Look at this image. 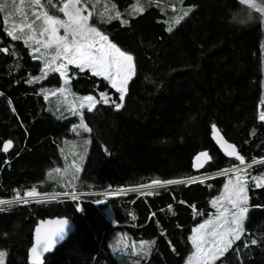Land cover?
<instances>
[{"label": "trees", "instance_id": "obj_1", "mask_svg": "<svg viewBox=\"0 0 264 264\" xmlns=\"http://www.w3.org/2000/svg\"><path fill=\"white\" fill-rule=\"evenodd\" d=\"M106 1L115 5L120 19L92 23L133 55L135 75L123 107L116 110L111 100L119 103V95L105 79L67 68L71 94L92 95L98 101L101 92L110 97L109 104L98 103L83 113L90 143L73 191L139 188L153 180H186L238 166L217 138L234 145L245 165L264 159L260 14H255L254 24L237 28L228 20L241 7L238 0H177L194 9L169 32L166 4L142 1L143 12L128 15L136 0ZM3 48L8 52L0 51V199L17 193L22 197L33 186L42 193L64 192L53 189L46 174L61 164L59 140L71 136V121L56 117L57 111L39 95L41 88L59 89L61 79L51 73L30 82L40 74L41 62L22 39L7 36L0 20ZM213 124L218 134H213ZM8 140L12 147L4 152ZM205 151L210 159L195 168V157ZM246 172L249 212L243 233L211 264H264V187L257 188L251 179L264 175V164ZM225 179L2 208L0 250L7 252L5 264H29L37 221L67 217L75 233L44 264H119L110 246L115 235L144 242L139 264H183L191 252L192 229L214 212L210 202L221 193Z\"/></svg>", "mask_w": 264, "mask_h": 264}, {"label": "snow or ice", "instance_id": "obj_2", "mask_svg": "<svg viewBox=\"0 0 264 264\" xmlns=\"http://www.w3.org/2000/svg\"><path fill=\"white\" fill-rule=\"evenodd\" d=\"M32 2L43 7L41 0H32ZM251 2V0H247ZM47 5H52L58 7V11L63 13L66 19H60L56 15H50L48 11H43L42 13H33L36 16V19L32 23L20 26V33L17 34L16 29L17 25L13 24L11 28L6 29L7 36L11 37L12 40L21 39V35L24 34L23 29L27 27L31 31V35L27 36L25 39V44H28L29 41H33L38 47L33 49L34 53H40L41 56H48V49L54 48L55 54L51 56V60H44V68L50 69L52 72H57L61 76H64L67 71L68 65H75L80 71L85 69H90L93 76L103 77L111 85L112 89H115L119 93V103L115 100H111V104L115 107L116 110H119L123 107V101L127 93V86L130 80L135 75V63L134 57L130 53L121 50L115 43H112L109 40L108 35L104 34L96 26H90L89 18L92 15L91 12L88 15H82V11L86 10L88 0H45ZM77 5H82V7H77ZM115 8V5H113ZM143 8H137V12H143ZM188 12H184L183 16L175 21L176 24H179L183 17L187 16ZM115 19H120V13L117 12ZM36 21H42L41 31L39 33L40 39L36 38V29L34 25ZM122 23H127V21H122ZM63 29V35H60V30ZM169 32L172 31V28L167 29ZM47 39H43V37ZM41 48L45 49L44 52H41ZM0 51L8 52L7 48L0 49ZM34 59H40V56H33ZM62 60L66 63H60L56 67H52L56 61ZM43 77L47 78L48 71L41 70ZM41 80L40 76H35L30 82L38 83ZM68 81L65 80V84ZM57 91L63 93L66 91L65 88L57 89ZM55 94V93H53ZM47 98V96H45ZM109 104L110 97L107 92L100 93V100L98 101L94 96L89 95L82 98V103L80 105L81 109L85 106L87 111L91 112L96 108L98 103ZM74 114H76L74 112ZM260 119L264 121V111L260 113ZM79 127L82 128L85 132L91 131L88 125L84 122V116L80 114V124ZM75 130V129H74ZM213 134H218L216 125H212ZM12 141L8 140L3 144V151L7 152L11 147ZM231 151L228 153L229 156L235 155V159L239 161V165H244V168H241L239 165L234 166L233 169L224 170V174L227 175L229 171L236 173L235 181L229 179L228 183L224 185V194L221 197L212 201L213 206H216L217 203L221 200H226L227 203L231 206L234 211L232 212V220L226 231H221L217 229L216 225H213L212 220H208L205 223L199 225L197 229L194 230L195 234L191 237L192 242L196 245L197 252L202 253L206 260H216L219 256L223 255L225 251L232 245V239H226V236H231L232 238L239 240L240 233L243 231L242 222L246 218V214L249 212V197L247 189V172L246 169L251 168L253 164L259 163L264 164V159L259 161H253V164L245 165V158L240 155L234 145H228ZM201 157L210 159L208 152H201L196 157V161H200ZM202 165L198 164L197 167ZM56 172H59L60 169H55ZM244 173V175H240ZM255 181V186L257 188L264 187V177H251ZM188 183L194 182L192 180L187 181ZM185 180H153L150 185H144L142 187L153 188V187H163L165 185H174V184H184ZM151 195V193H148ZM36 189L33 188L30 191H27L23 194V197L19 193L16 195L15 203L27 204L29 200L27 198H35L38 196ZM67 195V194H66ZM73 200L76 199L75 193H71ZM41 202V201H37ZM6 201H0V205H5ZM98 203H103V201H98ZM171 208V205H169ZM2 210V209H0ZM227 211V209L225 210ZM224 213H221L223 216ZM220 219L219 217L217 218ZM61 227L56 233H47L45 232L43 236L41 235V229L37 228V238L36 244L31 248L32 253V264H42L41 253L51 251L55 246L54 238L58 235L59 240H63L67 231V220H58L56 221ZM224 224H228L227 221H224L220 225V228H223ZM213 225L212 236L215 238L213 246L206 250L201 249V243L204 241L203 230ZM252 243H256L255 240ZM7 252L0 250V264H4Z\"/></svg>", "mask_w": 264, "mask_h": 264}, {"label": "rangeland", "instance_id": "obj_3", "mask_svg": "<svg viewBox=\"0 0 264 264\" xmlns=\"http://www.w3.org/2000/svg\"><path fill=\"white\" fill-rule=\"evenodd\" d=\"M0 19L3 20L4 26L6 29L10 28L13 24L17 25L16 32L17 34L20 33V26H24L26 24L32 23L33 20L36 19V16L33 13H42L43 11H48L50 15H56L60 19H66V17L63 15V13L58 11V7L62 5H58L56 7H53L52 5H47L45 3V0H41L43 7L35 5L32 0H0ZM13 4V12L6 14L5 13L8 9L7 4L11 3ZM142 1H148V2H159L162 4H166V7L169 9L170 13L168 15V23L173 29L176 25L175 21L179 19L181 16H183L184 12H190L193 11V7H182L180 6V3L177 0H136V2L129 8L127 11L128 15L137 14L139 12L136 11L137 8H142ZM8 4V5H9ZM77 7H82V5H77ZM184 8V9H183ZM91 12L92 15L89 18V24L90 26H96L98 29L99 27L92 23L93 19L97 23H101L104 21L105 18L112 19L115 17L116 13L114 12L112 6L106 1V0H88L87 8L86 10L82 11V15H88V13ZM186 17V16H185ZM184 18V17H183ZM10 25V27L7 25ZM41 25L42 21H36V24L34 25L36 29V38L40 39V31H41ZM169 28V27H167ZM24 34L23 37H21L22 41H25L27 36H30L32 33L27 28L24 27L23 29ZM60 35H63V29L60 30ZM43 39H47V37H43ZM28 47L30 46V49L32 51L33 56H40V59H36L39 62H41V70L48 71V76L51 73H56L60 79H61V86L60 88H65L66 91L61 93L57 91V89H49V88H41L39 90V95L44 97L45 103L47 105L51 106L55 111H57L58 118H65L64 120H70V126L67 131L68 134H70V137H63L59 140L60 144V155H61V164L52 170H49L46 174V178L49 180H52L54 182L53 189L57 190H63L64 192H52V193H42L38 191V187L33 186L30 189L26 190L25 192L32 190L33 188L36 189V191L41 195H61V194H69L75 193L74 188L76 186V181L78 179V176L81 173L82 165L85 161L87 150L90 143L89 138V132H85L82 128L79 127L80 124V114L87 111V107L85 106L83 109H81L80 105L82 103L83 96H77L70 93L68 89L69 79L67 78L65 73L64 76H61L57 72H52L50 69L44 68V60L48 59L51 60V56L55 54L54 48L48 49V56H41L40 53H34L33 49L35 47H38L33 41H29L28 44H26ZM45 49L41 48V52H44ZM260 58H261V72H262V96H261V103L259 105V119H260V113L264 111V23L262 25V43L260 47ZM66 63V61L58 60L52 67L58 66L60 63ZM74 66L75 65H68ZM88 70L90 73V69ZM41 77V80L45 79L43 77L42 71L38 75ZM47 76V77H48ZM100 77V76H97ZM103 78V77H100ZM104 79V78H103ZM32 80V79H31ZM65 80L68 81L67 84H65ZM108 82V81H107ZM33 83V82H32ZM109 84V83H108ZM110 85V84H109ZM111 86V85H110ZM128 87V86H127ZM59 88V89H60ZM115 90V89H114ZM55 93V94H53ZM119 95V93H118ZM47 96V98H45ZM50 112V111H49ZM74 112L76 114H74ZM53 114L52 112H50ZM261 120V119H260ZM85 122V121H84ZM264 122V121H263ZM75 129V130H74ZM216 142L221 146L220 140L217 138ZM225 144H222L221 149L223 150V146ZM250 164H253L250 163ZM256 164V163H255ZM261 165V164H260ZM244 166V165H243ZM258 166V165H257ZM55 169H60L59 172H56ZM233 169V168H232ZM230 170V169H229ZM220 173V172H219ZM217 174V173H216ZM235 175L236 173H233L230 171L229 174L225 175V184L228 183L229 179H232L235 181ZM240 175H243L240 173ZM208 176H214V175H208ZM264 177V175L260 176ZM211 179V178H209ZM187 180V179H186ZM185 180V181H186ZM207 180V179H206ZM150 185V184H148ZM224 185L221 190V193L217 196H215L211 202V208L213 209V213L210 214L205 221L202 223H205L208 220L213 221V225L217 226L218 230L226 231L229 227L231 220H232V212L234 209L231 208V206L227 203L226 200H221L219 203H217L216 206H213L212 201L217 199L218 197H221L224 194ZM110 192V191H109ZM86 194V193H81ZM106 194V193H105ZM23 197V196H22ZM82 197H89V196H83ZM98 197H108V196H98ZM72 198V197H70ZM77 198V196H76ZM16 199V197L8 198V199H0V200H11ZM73 199V198H72ZM7 204V203H6ZM17 203H10L9 205H0V209L2 208H9L13 205H16ZM227 209V211H225ZM221 213H224L223 216H221ZM109 215L111 216V213L109 212ZM220 218L219 220L217 218ZM247 217V214H246ZM246 218L242 222V227L244 230V223ZM224 221H227L228 224H224L223 228H220V225L223 224ZM201 223V224H202ZM200 225V224H199ZM197 225L192 229L191 235L189 236V243L191 246V252L187 256L185 262L183 264H211L215 260L208 259L206 260L202 253L197 252L196 245L192 242L191 237L195 234L194 230L199 227ZM213 225H209L208 228L203 230L204 234V241L201 243V249L206 250L208 248H211L213 246L214 237L212 236V228ZM243 231L240 233V236L242 235ZM226 239H232V244L236 239L232 238L231 236H226ZM144 242H127L121 239L118 235H115L111 242L110 246L113 251V254L119 264H139L140 260L142 259L141 253L143 252ZM229 249V248H228ZM227 249V250H228ZM225 251L223 255L226 253ZM221 255V256H223ZM219 256L218 258H220ZM217 258V259H218ZM216 259V260H217ZM5 264V262H4Z\"/></svg>", "mask_w": 264, "mask_h": 264}, {"label": "water", "instance_id": "obj_4", "mask_svg": "<svg viewBox=\"0 0 264 264\" xmlns=\"http://www.w3.org/2000/svg\"><path fill=\"white\" fill-rule=\"evenodd\" d=\"M220 144L222 146V144H224L221 140H220ZM12 147V146H11ZM11 147L8 149V151L11 149ZM7 151V152H8ZM223 151L224 153H226L228 155V153L231 151V149L228 147V145H224L223 146ZM205 159V157H201V160L198 162V161H195L194 163V166L195 168H198L197 165L200 164L201 162H203ZM248 165V164H246ZM257 165H260L259 163H256V164H253L252 167H255ZM241 168H244L245 166H240ZM230 173V171L228 172V174ZM214 176H202V177H196V178H191V179H187L186 180V183L184 184H190L188 183L187 181L189 180H192L194 182H198V181H203V180H206V179H209V178H215V177H221V176H225L224 174V171L223 172H220V173H217V174H213ZM193 183V182H191ZM184 184H174V185H165L163 187H153V188H143L142 186L139 187V188H127V189H118L117 192L118 194L117 195H122V194H127V193H136V192H140V191H153V190H157V189H163V188H169V187H174V186H179V185H184ZM144 186V185H143ZM113 190H116V189H110V190H107L105 192H108V191H113ZM105 192H96V193H86V194H75V196L77 197H82L83 196H108V197H114V196H117V195H106ZM72 197V195H69V194H63V195H60L52 200H49L47 202V204H50V203H57L59 202V200H62V199H67V198H70ZM67 220L68 221V224H67V231H66V234H65V237L63 240H59V237L58 235L54 238V242H55V246L52 248L51 251H48V252H42L41 253V261H42V264L45 263V259L46 257L48 256H51L55 253V251L60 248L63 244H65L67 242V240L75 233V230H76V227H75V224L74 222L67 218V217H51V218H45V219H41V220H38L36 225L34 226L33 228V233H32V243H31V246L28 250V256H27V260H28V263L29 264H32V253H31V248L36 244V238H37V232H36V229L37 228H40L41 229V235L43 236V234L45 232L47 233H56L58 232L59 228L61 227L59 224L56 223V221L58 220Z\"/></svg>", "mask_w": 264, "mask_h": 264}, {"label": "clouds", "instance_id": "obj_5", "mask_svg": "<svg viewBox=\"0 0 264 264\" xmlns=\"http://www.w3.org/2000/svg\"><path fill=\"white\" fill-rule=\"evenodd\" d=\"M240 8L230 13L228 23L236 26L237 28H247L254 24L257 16L260 14L261 22L264 23V0H238Z\"/></svg>", "mask_w": 264, "mask_h": 264}, {"label": "bare ground", "instance_id": "obj_6", "mask_svg": "<svg viewBox=\"0 0 264 264\" xmlns=\"http://www.w3.org/2000/svg\"><path fill=\"white\" fill-rule=\"evenodd\" d=\"M143 188H146V187H143ZM146 189H148V188H146ZM106 193V195H117L118 194V192H117V190H113V191H108V192H105ZM58 196H60V195H50V194H48L47 196L46 195H41V196H36L35 198H28V200H36V199H39V200H52V199H54V198H56V197H58ZM11 202H9V203H7V204H5V205H8V204H10Z\"/></svg>", "mask_w": 264, "mask_h": 264}, {"label": "built area", "instance_id": "obj_7", "mask_svg": "<svg viewBox=\"0 0 264 264\" xmlns=\"http://www.w3.org/2000/svg\"><path fill=\"white\" fill-rule=\"evenodd\" d=\"M30 191V190H29ZM38 193V192H37ZM40 196V194L38 195ZM44 196V195H43ZM28 199V198H27ZM15 200L16 199H11V200H0V201H6V202H11V203H15ZM37 201H41V202H37ZM46 200H39V199H36V200H29V203L27 204H21V203H17L16 205H28V204H41V203H45ZM9 205V204H8ZM6 206V205H5ZM14 206V205H13Z\"/></svg>", "mask_w": 264, "mask_h": 264}, {"label": "crops", "instance_id": "obj_8", "mask_svg": "<svg viewBox=\"0 0 264 264\" xmlns=\"http://www.w3.org/2000/svg\"><path fill=\"white\" fill-rule=\"evenodd\" d=\"M9 4V3H8ZM7 4V6H8V9H7V11H6V13H5V16H6V14H9V13H12L13 12V10H14V8H13V4H12V1H11V3L8 5ZM1 15V14H0ZM1 20V22L3 23V20L2 19H0ZM4 24V23H3ZM7 25H8V23H7ZM9 27H10V25H8ZM11 28V27H10ZM6 29V28H5ZM21 37H23V35H21ZM62 87V86H61ZM68 89H69V84H68Z\"/></svg>", "mask_w": 264, "mask_h": 264}]
</instances>
